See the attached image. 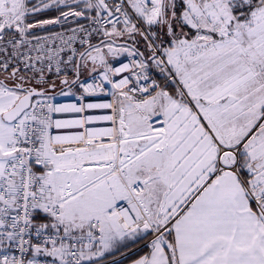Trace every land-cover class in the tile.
Instances as JSON below:
<instances>
[{"label":"snow or ice","instance_id":"obj_1","mask_svg":"<svg viewBox=\"0 0 264 264\" xmlns=\"http://www.w3.org/2000/svg\"><path fill=\"white\" fill-rule=\"evenodd\" d=\"M0 264H264V0H0Z\"/></svg>","mask_w":264,"mask_h":264}]
</instances>
